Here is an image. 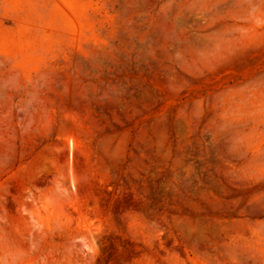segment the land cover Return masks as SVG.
Here are the masks:
<instances>
[{"label":"rangeland","instance_id":"1","mask_svg":"<svg viewBox=\"0 0 264 264\" xmlns=\"http://www.w3.org/2000/svg\"><path fill=\"white\" fill-rule=\"evenodd\" d=\"M0 264H264V0H0Z\"/></svg>","mask_w":264,"mask_h":264}]
</instances>
